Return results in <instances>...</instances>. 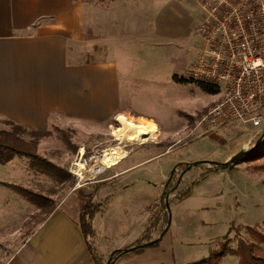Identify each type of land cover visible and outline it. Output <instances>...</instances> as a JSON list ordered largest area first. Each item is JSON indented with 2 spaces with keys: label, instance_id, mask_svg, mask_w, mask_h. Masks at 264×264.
I'll return each instance as SVG.
<instances>
[{
  "label": "rangeland",
  "instance_id": "1",
  "mask_svg": "<svg viewBox=\"0 0 264 264\" xmlns=\"http://www.w3.org/2000/svg\"><path fill=\"white\" fill-rule=\"evenodd\" d=\"M126 15L127 13H119L116 10L109 13V23L113 27L107 29L108 34L103 36L97 52L90 53L87 59L94 62L112 61L119 67L120 77L130 73L128 80L132 81L133 85L122 92L121 108H117L115 112L123 111L158 122L161 126L159 133L147 137L143 142L130 141L127 136L119 140L115 131L122 126L116 120L117 116L106 123L90 125L60 118L48 129L51 135L40 141L39 154L68 172L69 176L63 182L38 173L31 167L29 159L0 150V264H4L14 250L26 243L28 236L44 218L43 213H38V207L3 182L49 196L55 203L63 202L71 193L88 199L87 201L102 202L110 195L94 199L93 194L97 191V186L105 188L107 183V191L112 197L106 212L98 214H102L99 216L98 229L105 233V228L108 227L109 239L107 238L106 246H110L109 248L112 244L115 248L130 241L132 236L126 235L123 227L119 230L112 227L115 231L111 230L112 222L120 225L115 220L120 218L119 214L125 215L121 202L127 200L116 197L120 184L114 181L115 172H110L109 169L95 181L85 182L81 187L77 185V178L70 173V168L79 159L82 149L84 155L90 157L94 153L101 154L112 147L121 146L128 151L127 156L129 153L133 154L131 161L146 160L141 169L146 180L138 188L139 192H143L144 199L134 210L143 212L147 218L146 229L153 222H158L152 237L159 238L169 218V212L164 208L166 198L162 197V194L165 190L170 191L171 227L164 240L156 247L160 245L170 251L171 247L174 248L182 264L208 257L213 250H207L210 240L219 236L215 238L216 241L230 231L231 247H236L237 237L234 229H238L246 237L245 228L248 225L264 221V195H257L253 187H233L231 180L237 183L240 179L238 175H231L226 179L229 169L202 179L212 167L196 166L183 176L180 184H177L179 172H176L169 187H165L177 164L199 160L222 163L225 162L222 160L223 154L238 144V137L232 134L239 131L235 128H224L218 132L201 135L195 124V116L206 108L212 97L205 94L196 83H177L174 79L178 77L190 81L187 74L201 46L198 28L202 13L195 0H157L156 29L153 32L149 29L133 30L126 25L123 27L124 21L131 20L130 17L127 19ZM122 81L125 83V79ZM129 119L135 123L145 122H139L135 118ZM0 130L10 131L11 128L1 120ZM21 137L27 141L32 139L27 134ZM263 150L264 146L260 147L257 153L260 154ZM254 158L253 153L247 155L232 169L243 164V172L258 185L263 183L264 171H258L257 166L264 167V158L253 161ZM179 170H182V167ZM218 174L223 175L220 177ZM243 180L248 181L247 178ZM196 181L198 183L193 186ZM188 187H192L190 197L180 201ZM227 226L229 228L226 231ZM259 227L264 230V225ZM134 243L136 242L118 250ZM168 254L166 252V255ZM107 260L104 258L106 263ZM230 264L234 263L230 261Z\"/></svg>",
  "mask_w": 264,
  "mask_h": 264
},
{
  "label": "crops",
  "instance_id": "2",
  "mask_svg": "<svg viewBox=\"0 0 264 264\" xmlns=\"http://www.w3.org/2000/svg\"><path fill=\"white\" fill-rule=\"evenodd\" d=\"M156 2L157 0H0V121H13L33 131H48L60 118L90 125L103 124L113 117L117 116L118 119L123 115L139 122L145 120L155 123L161 128L158 122L143 116L123 111L116 113L115 110L122 105V92L133 85L128 80L130 73L120 77L119 67L112 61L94 62L87 59L90 53L97 52L103 36L108 34L107 29L113 27L109 23L110 12L116 10L127 13L126 18L130 17L131 20L121 22L123 27L138 31L149 29L153 32L156 29ZM195 2L202 13L197 0ZM122 79H125V83ZM210 97L212 99L207 106L216 98L212 95ZM225 128L239 130L230 132L238 137V144L223 154L222 160L227 161L243 150V144L254 135L256 129L244 123ZM132 156L129 153L110 168V172H115L114 181L120 184L116 197L127 199L126 202H121L125 215L121 213L118 215L120 218L115 220L120 225L112 222L111 230L115 231L112 227L116 230L123 227L126 235L132 236L121 247H115L117 250L138 241L147 226V218L143 212L134 210L144 199L143 192H139L138 188L146 180L141 170L146 160L134 162L131 161ZM233 166L225 176L227 179L231 175H238L241 181L236 183L231 180L233 187H253L257 195H264V183L255 184L243 172V164L232 169ZM218 175L222 177L223 174ZM245 178L248 181H244ZM104 187L97 186V191L93 190L94 199L111 195L107 191V183ZM100 215L94 220L96 244L107 260L109 254L115 251V245L112 244L111 248L106 246L107 238L109 239L108 227L105 228V233L100 232ZM263 225L264 221L251 227ZM228 228L227 226L226 231ZM217 237L210 240V246L207 247L209 252L214 248ZM166 252L169 254L166 255ZM177 255L174 248L171 247L170 251L159 245L144 248L141 252L127 253L115 264H182ZM230 261L240 264L239 258L233 255H227L221 264H230ZM4 264L95 262L80 228L57 210L36 226L26 243L14 250Z\"/></svg>",
  "mask_w": 264,
  "mask_h": 264
},
{
  "label": "built area",
  "instance_id": "3",
  "mask_svg": "<svg viewBox=\"0 0 264 264\" xmlns=\"http://www.w3.org/2000/svg\"><path fill=\"white\" fill-rule=\"evenodd\" d=\"M202 11L198 28L201 47L190 65V80L217 85L215 100L199 115L195 124L201 135L218 132L238 123L256 131L243 149L255 146L264 131V0H197ZM105 152L90 157L79 155L70 168L78 187L95 181L110 168L97 166ZM78 162L97 169L93 180L77 176Z\"/></svg>",
  "mask_w": 264,
  "mask_h": 264
},
{
  "label": "trees",
  "instance_id": "4",
  "mask_svg": "<svg viewBox=\"0 0 264 264\" xmlns=\"http://www.w3.org/2000/svg\"><path fill=\"white\" fill-rule=\"evenodd\" d=\"M174 79L177 83H196L198 84L200 89L207 95L214 96L219 93L217 85L212 83H208L205 81H188L183 78L178 79V77H175ZM3 123L10 126L11 130H0V150L29 159L31 167L38 173L53 177L58 182H63L69 176L68 172L64 171L63 169L49 161L47 158L42 157L39 154L40 141L46 137H49L51 135V132L29 130L24 126H21L9 120H3ZM25 134L31 136L32 139L27 141L22 138L21 136ZM262 146H264V143L260 147ZM259 148L255 152H253V154L255 155V158L252 159L253 161L264 158V150L260 154L257 153ZM181 167L182 170H179V168ZM186 168L187 166L185 163L177 164L170 175L171 179L169 178V182L166 183L165 187H169V184L172 178L176 175V172H179V178L177 180V184H179L182 180V173L186 170ZM257 169L258 171H264V167L262 166H257ZM221 171L222 170L219 167L213 166L202 177V179L207 178L208 175L219 173ZM197 183L198 181L194 182L193 186H195ZM3 184L12 188L25 199L39 208V213L44 214V218L39 222V224L44 222L52 213L57 210L65 214L82 231L86 246L95 264H106L103 255L101 254L96 244L94 220L99 213H102L106 210L108 203L112 197L111 195L102 202H95L92 200L87 201L79 195L71 193L63 200V202L55 203V201L51 197L34 192L29 188L8 182H3ZM191 190L192 187H188L187 192L180 198V201H183L186 198L190 197ZM169 192L170 191L165 190V192H163L162 194V197L165 196V198H167V196H170ZM164 208L167 209L166 205ZM168 219L169 218H167L165 227L164 229H162L159 237L165 232V229L168 225ZM157 223L158 222H153L152 224H150L143 233L142 237L133 245L126 247L125 249L115 250L114 252H112L108 260H110L111 263L115 264L117 260L124 255V250L155 240L156 238L152 237V232L155 230V226L157 225ZM245 230L247 232L246 237H244L238 229H234L237 237V245L235 248L231 247L232 239L230 237V234L232 231H230L227 235H225L224 237H220L215 241L214 248L210 252L208 257L189 264H221L222 260L227 255L238 257L240 264H264V230H262L259 226H248L245 228ZM167 233H165V235ZM157 245L158 244H155L152 247H156ZM141 251L142 249L136 250V252Z\"/></svg>",
  "mask_w": 264,
  "mask_h": 264
},
{
  "label": "bare ground",
  "instance_id": "5",
  "mask_svg": "<svg viewBox=\"0 0 264 264\" xmlns=\"http://www.w3.org/2000/svg\"><path fill=\"white\" fill-rule=\"evenodd\" d=\"M117 120L122 126V128L115 131L119 140L127 136L130 141L143 142L147 137L155 136L159 133V127L152 122L145 121L142 123H135L133 120L123 115L119 116ZM83 153L84 149L80 150V154ZM127 154L128 151L124 147H112L105 151L101 158V162H99L97 166H107L111 168L123 160ZM78 168L77 176L83 179L93 180L97 176V169H85L81 162H78Z\"/></svg>",
  "mask_w": 264,
  "mask_h": 264
},
{
  "label": "water",
  "instance_id": "6",
  "mask_svg": "<svg viewBox=\"0 0 264 264\" xmlns=\"http://www.w3.org/2000/svg\"><path fill=\"white\" fill-rule=\"evenodd\" d=\"M263 141H264V131H263L262 136L256 142L254 147H252L249 150H244V149L241 150L239 153L235 154L233 157H231L229 160H227L225 162L221 163V162L211 161V160H199V161H196V162H193V163H185L187 168L182 173L181 178H183V176L187 172H189L191 168L196 167V166H200V165H209L210 167L216 166V167H219L223 171L228 170L231 166L236 164L240 159H242L243 157H245L247 155H250L253 152H255L263 144ZM170 179H171V177H170ZM166 207H167V210L169 212V219H168V225H167V228L165 229V232L159 238H157V239H155V240H153L151 242H148L146 244H142V245H139V246L124 250V252H123L124 255L127 254V253L134 252V251H136L138 249H144V248L152 247L155 244H158V243H160L163 240V238L165 236V233H167L169 231L170 226H171V222H172L171 205H170V201H169V196H167V198H166ZM106 264H113V263H111V261L108 260Z\"/></svg>",
  "mask_w": 264,
  "mask_h": 264
}]
</instances>
